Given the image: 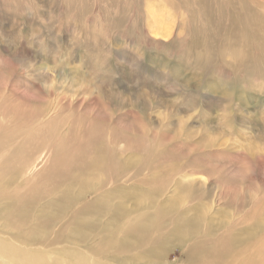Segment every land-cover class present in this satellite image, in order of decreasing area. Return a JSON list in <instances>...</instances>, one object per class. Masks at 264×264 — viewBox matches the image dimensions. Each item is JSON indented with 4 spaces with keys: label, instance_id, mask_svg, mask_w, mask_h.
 <instances>
[{
    "label": "rangeland",
    "instance_id": "rangeland-1",
    "mask_svg": "<svg viewBox=\"0 0 264 264\" xmlns=\"http://www.w3.org/2000/svg\"><path fill=\"white\" fill-rule=\"evenodd\" d=\"M84 182L129 193L122 226L176 216L162 264H264V0H0V228L38 241L2 236L70 263L57 208ZM98 205L67 211L73 249L151 264L96 234Z\"/></svg>",
    "mask_w": 264,
    "mask_h": 264
},
{
    "label": "bare ground",
    "instance_id": "bare-ground-1",
    "mask_svg": "<svg viewBox=\"0 0 264 264\" xmlns=\"http://www.w3.org/2000/svg\"><path fill=\"white\" fill-rule=\"evenodd\" d=\"M147 17L151 22L160 27H165L167 25L164 23L165 18L160 11H153L151 13L148 12ZM160 35L167 37V35H172V33H160ZM68 188L76 189L73 192L74 195L70 196V204H67L64 208L62 205L57 208L62 210V219L69 218L71 225L75 226L69 235L73 245H69V248L66 249L67 256H69L68 261L70 262L68 264H106L104 257L96 256L83 249H73V247H79V244L83 243L86 239V236H83L82 234L84 224L82 221L74 220L72 215H70L71 213L67 214V211H72L74 206L75 210L79 212L75 215L82 214L87 210L86 207L94 206L97 201L99 205L95 207V211L99 212L98 214L107 215L104 222L101 221L99 226V228L101 227V230L96 232L97 235H101L102 233L108 231V241H116L120 250L127 249L139 251L144 254L148 253L152 249L150 255L151 264L163 263V258L165 257L167 251V241L169 239V236L165 234V228L169 225L174 227L175 230L177 229L176 216L165 223L164 218L159 212H157L154 215V223L151 225H145L139 222L137 216L135 218V223L122 226L124 219L130 216V213L123 210L125 201L129 200V193L126 190L116 191L108 189L106 191L99 192L94 186H89V184L85 182L80 183L79 186L69 185ZM87 193L94 194V197L86 199L85 195ZM106 194H113L114 196L109 197ZM117 196L120 199L119 202H115ZM82 199H85L87 203H84L83 208L76 207ZM21 205L18 207L16 212L5 213L7 221L11 224H16L19 228L27 222L32 224L30 218L33 215L32 208L22 207ZM58 219L57 215H52L50 217V222L56 223ZM91 226L95 229L93 222ZM205 230L210 232L207 229ZM2 234L9 235L10 239L23 238L32 242L38 241V233L35 227L27 229L24 233H22L20 229L15 232H8L6 229L0 228V264H51L46 259V256L49 258L50 255H44L46 250L39 249L40 251H35L31 248L21 247L19 245L17 246V244L10 239L7 240L3 237ZM182 238H186L187 241L189 240L187 230L182 235ZM203 240H205V237ZM194 247L195 246H192V248ZM101 248H103V245ZM34 253L41 255H36Z\"/></svg>",
    "mask_w": 264,
    "mask_h": 264
}]
</instances>
